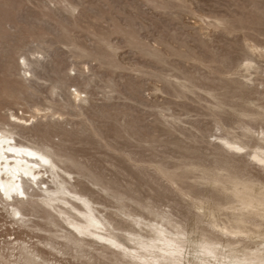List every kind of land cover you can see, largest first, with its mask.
I'll return each mask as SVG.
<instances>
[{
  "label": "rangeland",
  "instance_id": "1",
  "mask_svg": "<svg viewBox=\"0 0 264 264\" xmlns=\"http://www.w3.org/2000/svg\"><path fill=\"white\" fill-rule=\"evenodd\" d=\"M2 128L113 241L0 203V264H264V0H0Z\"/></svg>",
  "mask_w": 264,
  "mask_h": 264
},
{
  "label": "bare ground",
  "instance_id": "2",
  "mask_svg": "<svg viewBox=\"0 0 264 264\" xmlns=\"http://www.w3.org/2000/svg\"><path fill=\"white\" fill-rule=\"evenodd\" d=\"M14 120L25 122L18 117H15ZM224 143L227 147L242 149L238 144L227 141H224ZM253 158L264 164V157L257 153L253 154ZM64 175H69V173L59 167L42 148L21 143L17 141L11 130L0 129V203L3 207L11 209L14 217L24 221L25 215L18 207L19 203H23L24 199L29 205L41 203L54 214L61 216L62 221L78 235H89L105 241H113L111 238L95 231L99 230L97 223L100 221L94 214L91 202L84 196L70 191L61 180ZM48 181L54 186L48 185ZM29 190L31 193H29ZM71 211L79 216L78 220L70 218L69 213ZM135 241V246L137 243L143 248L153 245L149 244V241L148 243L144 240ZM152 247H155V245ZM158 248L157 250H166L165 248ZM36 257V254L31 253L28 258L19 262V264H36ZM146 260L142 259L141 261L146 262Z\"/></svg>",
  "mask_w": 264,
  "mask_h": 264
}]
</instances>
